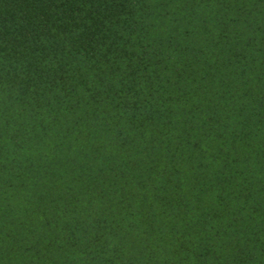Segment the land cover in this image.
<instances>
[{"label":"clouds","instance_id":"clouds-1","mask_svg":"<svg viewBox=\"0 0 264 264\" xmlns=\"http://www.w3.org/2000/svg\"><path fill=\"white\" fill-rule=\"evenodd\" d=\"M0 264H264V0L17 12Z\"/></svg>","mask_w":264,"mask_h":264},{"label":"trees","instance_id":"trees-1","mask_svg":"<svg viewBox=\"0 0 264 264\" xmlns=\"http://www.w3.org/2000/svg\"><path fill=\"white\" fill-rule=\"evenodd\" d=\"M68 4L87 2V0H64ZM35 3V0H0V33L13 22L15 14Z\"/></svg>","mask_w":264,"mask_h":264}]
</instances>
